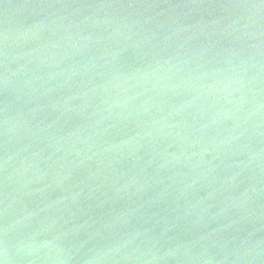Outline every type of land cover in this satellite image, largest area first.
<instances>
[{
    "label": "water",
    "instance_id": "1",
    "mask_svg": "<svg viewBox=\"0 0 264 264\" xmlns=\"http://www.w3.org/2000/svg\"><path fill=\"white\" fill-rule=\"evenodd\" d=\"M0 264H264V0H0Z\"/></svg>",
    "mask_w": 264,
    "mask_h": 264
}]
</instances>
